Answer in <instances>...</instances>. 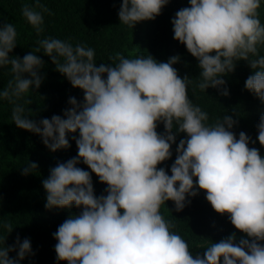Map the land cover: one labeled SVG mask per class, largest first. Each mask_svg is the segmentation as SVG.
Segmentation results:
<instances>
[{"label": "clouds", "instance_id": "clouds-1", "mask_svg": "<svg viewBox=\"0 0 264 264\" xmlns=\"http://www.w3.org/2000/svg\"><path fill=\"white\" fill-rule=\"evenodd\" d=\"M167 3L122 0L119 19L133 28L140 21L155 19ZM190 4L176 12L172 23L174 38L198 58L197 87L205 91L224 85L221 77L243 59L255 70L245 87L264 101V55L258 49L264 45L258 13L261 0H190ZM49 11L39 0L35 6L22 7L38 34L43 31V13ZM16 39L11 23L0 26V67L10 65L14 76L0 91V98L15 105L13 122L40 134L52 151L69 147L67 133L79 130V137H73L78 156L51 168L43 181L47 208L83 206L81 214L70 216L53 233L58 260L68 264H264V245L259 243L264 241V157L259 149L249 147L251 138L245 132L237 139L230 130L236 123L232 116L206 123L208 113L189 99L191 80L180 78L172 66L178 56L157 62L151 55L117 54L113 66L97 67L92 48L73 47L58 38L39 40L34 52L42 49L57 71L84 90V103L71 97L74 107L65 110L66 119L53 115L37 122L15 101L33 86L40 87L44 61L33 53L10 57ZM25 73L31 78H25ZM222 94L229 93L225 89ZM159 121L166 134L156 131ZM174 122L188 138L180 140L169 175L157 166L172 155ZM257 128L259 143L264 145V114ZM80 158L108 185L107 195L96 197L90 172L76 166ZM37 167L31 161L22 168L23 174ZM194 177L213 209L228 213L235 228L251 239L241 238L237 244L233 233L193 257L189 244L171 230L175 225L160 208L172 200L176 211H182L190 203L186 196L198 194ZM4 227L12 231L10 224ZM17 247V258H10L9 252ZM31 251L30 239L21 242L17 236L15 246L0 248V264H19Z\"/></svg>", "mask_w": 264, "mask_h": 264}, {"label": "trees", "instance_id": "trees-1", "mask_svg": "<svg viewBox=\"0 0 264 264\" xmlns=\"http://www.w3.org/2000/svg\"><path fill=\"white\" fill-rule=\"evenodd\" d=\"M36 3L37 0H0V26L11 23L17 31V44L9 56L23 58L33 53L44 61L39 69L42 77L40 87L37 89L33 86L15 101L25 108V115L29 119L39 122L44 118L51 119L53 115L66 119L65 110L74 107L69 103L71 97H75L81 105L84 103V90L74 87L64 74L57 71L51 57L42 49L34 52L39 47V40L58 38L71 43L73 47L80 44L92 48L95 50L97 67L100 64L113 66L118 62L113 59L117 54L126 58L151 55L157 62H168L171 57L178 56V62L172 66L177 69L180 78L187 76L191 80L188 85L189 99L208 113L206 123L214 124L226 114L232 116L236 123L230 130L237 139L241 131L245 132L251 138L249 147L259 149L264 157V145L259 143L257 128L264 114V101L245 87L247 78L255 71L249 61L237 60L234 71L221 77L226 82L224 85L209 86L205 91L197 87L201 79L198 58L187 50L185 44L174 38L172 23L177 11L191 7L190 0H168L155 19L140 21L133 28L122 24L119 19L122 0H39L50 10L43 13V31L39 34L22 13L25 4L35 6ZM258 13L264 25V0H261ZM258 49L260 55H264V45H258ZM10 69V65L0 67V91L7 87L9 80L14 79ZM24 75L31 78L27 73ZM104 78H107L106 73ZM225 89L228 95L222 94ZM14 106L0 98V248L15 246L17 236L21 242L28 238L32 251L19 264H68L65 260L57 259L55 245L58 241L53 233L70 216L81 214L83 206L77 207L73 203L71 207L47 208V191L43 181L50 176L51 168L78 156V146L73 137H79V130L67 133L69 147L52 151L43 143L40 134L16 126L11 118ZM173 127L176 142L171 144L172 155L157 166L164 168L169 175L178 155L180 140L188 138L187 133L177 130L175 122ZM156 131L166 134L162 121L157 122ZM31 161L38 167L23 174L22 168ZM76 166L90 172L97 198L107 195L108 185L99 180L82 158ZM193 179L198 194L186 196V201L190 203L186 202L182 211H176L172 200L160 208L165 219L175 225L171 230L189 244L193 257L203 255L208 245L233 233L237 244L241 238L251 239L235 228L228 213L220 214L213 209L206 199V191L196 184L198 178ZM5 224L11 225L10 233ZM259 243L264 245V241ZM17 253L18 247L16 251L9 252V257L17 258Z\"/></svg>", "mask_w": 264, "mask_h": 264}]
</instances>
